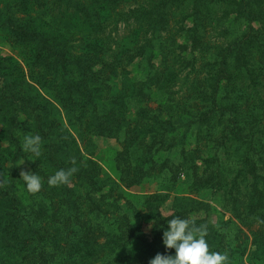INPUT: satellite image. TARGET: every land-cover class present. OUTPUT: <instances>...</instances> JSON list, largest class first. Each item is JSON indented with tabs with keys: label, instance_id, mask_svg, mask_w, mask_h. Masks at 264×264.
<instances>
[{
	"label": "trees",
	"instance_id": "trees-1",
	"mask_svg": "<svg viewBox=\"0 0 264 264\" xmlns=\"http://www.w3.org/2000/svg\"><path fill=\"white\" fill-rule=\"evenodd\" d=\"M28 1V15L19 14V5L1 7L0 30L12 34L29 79L51 90L65 112L87 128L85 133L120 138L116 178L126 187L138 186L143 177L160 180L152 198L140 203L156 212L150 234L141 225L131 227L124 208L134 210L138 204L101 205L103 192L110 188L121 192L120 184L80 154L75 138L65 142L55 134L51 109L58 107L33 95L23 106L17 104L11 126L5 123L0 128V179L6 180L0 186V264H117L98 258L99 250L105 252L102 243L109 239L111 249L134 246L132 255L121 257L122 264H149L157 253L175 255L162 241L168 220L173 215L188 218V212L196 210H204V216L194 220L208 225L209 250L227 251L233 264L232 248L208 220L211 202L228 208L247 228L250 246L260 253L255 260L262 262L264 0ZM101 8L106 13L101 14ZM67 15L78 20L79 31L62 25ZM188 53L199 58L203 80L197 84L194 75L189 94L177 101L175 63L186 68ZM146 61V79L132 80L129 66L141 69ZM21 81L30 84L25 78ZM129 100L135 105L129 107ZM150 103L158 112L144 117L151 112ZM109 104L110 116L103 109ZM29 134L42 138L38 158L23 151V137ZM67 146L71 148L66 150ZM71 151L81 169L70 184L49 187L50 176L72 167ZM172 153H178L176 159L169 156ZM22 159L28 163L31 159L34 170L42 174V184L47 183L42 186L44 199H38V192L28 193L18 168ZM104 176L109 177L107 184ZM184 184L185 195L179 196ZM131 191L125 203L136 197ZM47 199L52 211H42ZM166 200L171 204L164 211L160 206ZM43 212L51 213L52 221ZM49 223L65 229L66 244L54 253L50 244L58 242L57 234L50 232Z\"/></svg>",
	"mask_w": 264,
	"mask_h": 264
},
{
	"label": "rangeland",
	"instance_id": "rangeland-1",
	"mask_svg": "<svg viewBox=\"0 0 264 264\" xmlns=\"http://www.w3.org/2000/svg\"><path fill=\"white\" fill-rule=\"evenodd\" d=\"M19 5L18 9H20L19 14L20 15H28L29 10L31 9L30 3L28 0H0V9L3 6H16ZM101 14L106 13L105 9L101 8ZM63 26L72 29L74 31H79V22L75 17L72 16H65L62 18V21H60ZM12 34L7 30H0V128L3 126V124H7L8 126H11L10 124L13 122L12 120L15 118L14 110L18 107V105H24L27 101H29L30 97L33 95H38L44 97L48 102H50L53 105H56L58 107L57 110H52L55 115H52L55 119L56 126L53 128V131L56 135H58L62 140L65 142H70L71 137L76 139V143L74 144L78 151H80V154H82L83 157L92 160L93 162H97L102 167V170L104 172H107L112 180H116L117 184H120V187L122 191H118L115 188L108 189L105 192H103L104 197L102 200H100L101 205L107 207V205H112L115 202H120L121 206L128 207L130 204H138L137 208H134V210L124 208L126 212L130 214V226L131 227H138V225L142 226V229L145 231V233H149L152 230V227H149V225L155 223V221L151 218L156 213L154 210H147L145 209V206H140V203H143L144 200H148L152 198L154 189H156L155 185L157 181L160 180V178H154V177H143L140 184L138 186H131L126 187L121 181H119L116 177L119 176V170L117 165V151L120 149L121 142L120 138L117 136L112 137H106L103 135H98L90 130L88 133L86 132V129L84 126L82 128L78 124V121L74 119L71 112H65V110L62 108L61 104L57 102L52 94L53 92L46 88L45 86L38 85L37 83H34L29 79L28 75V68L23 64V61L19 54L17 53L18 49L14 47V43L12 42ZM88 43L90 40L86 37L83 39ZM73 41L75 42V38H73ZM189 59L190 63H188V66L186 68H180L178 67V64L175 63L176 70L178 71V75L175 76L176 84L173 87V94L175 99L183 100V98L186 97L187 94H189L188 89L190 87L189 80L193 78L194 75L197 76V84L199 82H202L203 80V72L202 66L199 64V58L197 57L195 59V55H189L184 54ZM15 61L19 62L21 64V68L16 66ZM173 61V59H171ZM148 62L146 61V65L142 67L141 69L133 68V64L129 66L130 71V77L131 79H138V80H144L146 79V73L145 70L148 69ZM25 80L30 83L28 85H24V82L21 81V79ZM132 79V80H133ZM197 89L199 91L202 90L201 86H197ZM112 103L114 100H111ZM128 106H134V101L129 100ZM148 103V102H147ZM167 104L170 103V101L166 102ZM18 104V105H17ZM151 104V103H150ZM110 105L104 106L103 109L106 110L107 114L110 116L112 113H109ZM137 105V103H136ZM163 105V104H162ZM52 106V105H51ZM25 107V106H24ZM74 107V105H73ZM166 107V106H164ZM28 108V107H25ZM75 108V107H74ZM151 112H148L144 115V117L151 116L154 113L158 112L156 107L154 105H150ZM24 112V111H23ZM23 114V113H22ZM27 115L24 112V115L22 116V119H26ZM2 119H6L3 121ZM63 126V127H62ZM84 129L82 135L79 137L80 131ZM71 136V137H70ZM71 148L70 146H67L66 150H69ZM73 149V148H72ZM61 150H63L61 148ZM60 150V152H61ZM71 150V149H70ZM171 158H177L178 153H172L169 155ZM32 160H35L34 157L30 156ZM73 158V153L71 151L69 159ZM78 158V157H77ZM30 159V163H32V160ZM26 162L24 159H22L19 162V172L21 170L29 171L31 173L37 174L39 177V172H36L33 168V165ZM81 163V161L78 159L76 160V164ZM73 167V165L71 164ZM78 169H81L78 167ZM39 173V174H38ZM106 180L105 183L107 184V178L108 176H104ZM163 177V176H162ZM166 178V177H165ZM165 178L163 177L162 183L165 181ZM124 179H127V176H124ZM180 180H185V177L181 175ZM164 184H167V179L164 182ZM47 185L46 182L42 184V186ZM186 184L179 186L178 194L179 196H184L185 193L183 192L186 189ZM44 189V187H43ZM132 190V191H131ZM46 192L49 191V187L47 186L45 189ZM127 191H131L134 193L136 197L133 199L129 198L128 200L130 203H125L126 201L124 198H126ZM29 193V192H28ZM42 188L41 190L35 194H30L31 196L36 195L38 199H41L44 197L41 196ZM201 193V192H198ZM170 195H174L173 193H170ZM194 197H197V199H202L203 201L208 200V196L205 198H201L200 196H195V194H191ZM102 196V194L98 195V201ZM118 196H120L121 199H118ZM119 201H115V200ZM49 199L46 201V206L43 207L42 211H52L51 207H49ZM157 202V201H156ZM155 203V202H154ZM171 204L169 200H166L163 204H161L160 208L164 209L166 211L165 205ZM174 204H176L174 202ZM212 206L214 207L212 212L210 213L208 220L210 223L214 224L215 227H219V231L223 233L226 241V244H228L232 248V261L233 264H264V260L262 262L256 261L260 257L259 251L252 249L250 246V243L248 242L251 239V235L246 227L240 225L237 220L234 218L232 213L228 208H224L223 206H218L215 203L211 202ZM48 208V209H47ZM113 210V207H112ZM197 212L191 213L188 212V217H191L193 219H198L204 216V210H196ZM119 213V210H115V214L117 215ZM51 214L49 212H43V216L45 219L48 218V220L52 221L53 217H48V215ZM55 215V213L53 214ZM115 215V216H116ZM141 216V217H140ZM223 220V221H222ZM262 219L261 221H263ZM227 221V222H226ZM113 223V220L111 221ZM221 222H226L224 225ZM47 225H50L52 228L50 232L56 233L57 237L54 242L51 243L52 247V253L55 252V250L58 249V247H61L62 245L66 244L64 243V235L62 234L65 229L60 223H49ZM139 229V228H138ZM140 231V230H138ZM145 235V234H144ZM147 235V234H146ZM249 237V239L247 238ZM112 240H105L102 243L105 245V252L102 250H99V256L100 259H106L109 260V262L117 261V264L123 263L124 256L132 255L134 250V246H123L121 249H111L109 245H111ZM249 243V245H248ZM259 243V242H258ZM112 246V245H111ZM113 246H116L115 244ZM113 252V253H112ZM51 253V254H52ZM58 258V256H56ZM97 258V259H98ZM130 259V258H129ZM256 259V260H255ZM114 263V262H113ZM111 263V264H113ZM115 264V263H114Z\"/></svg>",
	"mask_w": 264,
	"mask_h": 264
},
{
	"label": "clouds",
	"instance_id": "clouds-1",
	"mask_svg": "<svg viewBox=\"0 0 264 264\" xmlns=\"http://www.w3.org/2000/svg\"><path fill=\"white\" fill-rule=\"evenodd\" d=\"M23 151L31 153L35 157L42 155V138L40 135H25L22 144ZM73 167L60 169L54 175L48 178L49 187L68 185L71 183V177L79 169L75 166V158H71ZM20 176L26 184L27 191L31 194L39 192L42 188L41 178L29 171L21 170ZM0 177H3L0 175ZM6 180L0 179V186H3ZM168 220V228L163 232L162 241L166 249H174L175 255H164L157 253L150 259L149 264H230L229 254L211 252L206 241L208 235V225H197L191 218H181L173 215ZM167 217H165L166 219ZM259 219V218H256ZM264 222V221H262ZM151 227V224L149 225Z\"/></svg>",
	"mask_w": 264,
	"mask_h": 264
}]
</instances>
